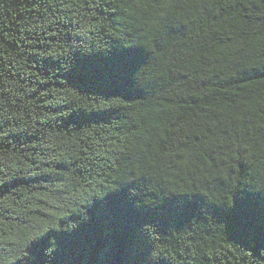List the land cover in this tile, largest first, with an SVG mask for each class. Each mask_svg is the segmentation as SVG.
I'll use <instances>...</instances> for the list:
<instances>
[{
  "label": "trees",
  "instance_id": "1",
  "mask_svg": "<svg viewBox=\"0 0 264 264\" xmlns=\"http://www.w3.org/2000/svg\"><path fill=\"white\" fill-rule=\"evenodd\" d=\"M139 3L148 6L156 0ZM79 8L95 12L94 22L105 35L131 15L123 8L111 10L105 0H0V129L8 130L0 136V235H26L33 264H182L179 238L185 233L191 238L184 247L199 241L207 256L191 264H264V198L251 189L234 194L216 190L219 183L212 191L202 189L215 206L187 223L185 219L199 214L196 198H185L182 206L173 197L154 208H138L128 188L119 191L115 183L111 187L117 192L102 201L88 196L73 205L74 212L56 211L75 186L88 188L94 179H104L83 161L92 151L90 143L99 142L98 150L109 144L115 168L123 175L132 142L139 144L153 128L166 136L167 127L156 112L165 106L173 115L176 107L165 95L169 87L133 90L131 72L140 60L138 52L107 58L77 53L64 73L75 86L59 75L53 64ZM140 11L151 14L149 7ZM231 43L232 37L224 36L214 47L226 55ZM210 55L204 53L203 59ZM189 75L168 73V84L186 93L219 88L238 97L244 89L264 98V63L243 68L222 85L204 82L213 76L201 80L192 75L190 81ZM122 92L129 93L118 94ZM182 103L192 115H203L206 105L226 118L234 115L227 99L209 105L195 95ZM94 112H101L102 119L87 120ZM105 160L101 157L97 166ZM237 169L245 170L239 164ZM108 173L113 174L111 165ZM149 202L156 197H145ZM29 221L40 225L38 237L30 229L23 232ZM172 224L182 225L167 229Z\"/></svg>",
  "mask_w": 264,
  "mask_h": 264
},
{
  "label": "clouds",
  "instance_id": "2",
  "mask_svg": "<svg viewBox=\"0 0 264 264\" xmlns=\"http://www.w3.org/2000/svg\"><path fill=\"white\" fill-rule=\"evenodd\" d=\"M105 2L111 10L123 8L131 15L123 17V23L113 24L115 31L109 29L110 34L105 35L100 31V23L94 22L95 12L79 8L69 36L60 45L63 52L53 67L73 84L64 73L72 67L77 53L107 58L120 52H138L140 60L131 72L133 90L142 85L169 87L165 95L172 97L175 112L169 115L165 106L157 110L156 115L167 127V135L160 136L153 128L148 138L139 144L133 141L123 175L115 168L109 144L104 143L98 150L99 142L90 143L92 151L86 153L83 161L94 175L104 179H94L88 188L75 186L62 197L63 203L56 205V211L74 212L73 205L79 206L88 196L102 201L109 192H117L111 187L114 183L119 184V191L128 188L129 199L138 208H154L163 204L165 198L173 197L178 198L176 205L182 206L185 198L189 201L196 198L199 214L183 223L211 212L210 208L215 205L201 192L204 188L212 191L217 183L221 185L218 191L241 194L251 189L264 198V98L244 89L238 97L219 88L186 93L177 85L169 86L167 81L168 73L175 77L176 73L185 72L190 74V81L192 75L200 76L201 80L204 76H213L212 81L204 82L222 85L243 68L264 63V0H156L148 6L139 0ZM145 7L150 8L151 14L140 11ZM224 36L232 37L226 55L222 49L214 47ZM204 53L211 55L203 59ZM195 95L207 99L209 105L227 99L234 115L226 118L224 113L215 112L208 105L201 109L203 115H192L182 101ZM101 114L94 112L87 120L102 119L98 118ZM7 132L0 129V136ZM101 157L107 160L97 166ZM237 164L245 170H238ZM109 165L113 174L108 173ZM145 197H156V202L145 203ZM28 224L29 228L23 232L30 229L38 237L40 225L31 221ZM182 224H172L167 229ZM190 238V233L179 238L182 264H191L200 256L207 259L199 241L184 247ZM26 239V235L15 233L0 235V264H33L35 258L27 254L30 247ZM152 256L159 259L153 253Z\"/></svg>",
  "mask_w": 264,
  "mask_h": 264
}]
</instances>
